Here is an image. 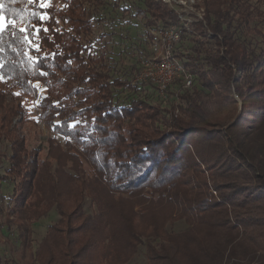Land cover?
I'll list each match as a JSON object with an SVG mask.
<instances>
[{
  "label": "trees",
  "instance_id": "trees-1",
  "mask_svg": "<svg viewBox=\"0 0 264 264\" xmlns=\"http://www.w3.org/2000/svg\"><path fill=\"white\" fill-rule=\"evenodd\" d=\"M201 4L182 34L188 47L175 51L194 82L164 105L115 98L148 84L113 77L92 46L86 6L105 0H0L5 221L32 248V225L58 215L35 264H127L142 246L144 264H264V0ZM142 5L150 27L176 19L162 0ZM36 80L46 86L35 107L44 155L19 132ZM179 220L184 228L168 230Z\"/></svg>",
  "mask_w": 264,
  "mask_h": 264
},
{
  "label": "rangeland",
  "instance_id": "rangeland-1",
  "mask_svg": "<svg viewBox=\"0 0 264 264\" xmlns=\"http://www.w3.org/2000/svg\"><path fill=\"white\" fill-rule=\"evenodd\" d=\"M42 2L47 5L54 3L55 0H42ZM105 3L106 5L97 8L92 5L86 6L88 15L94 22V30L91 37L92 46L96 51L101 50L100 48L103 47L106 53V60L111 68L110 73L113 77L130 80L133 72L140 67L141 60L153 56L150 46V26L146 23L147 15L145 11H139L138 9H144L142 0H105ZM188 45L187 40H183L180 43V46L184 49ZM177 58L180 59L179 57ZM181 76L182 74L180 73L170 91H168L166 98L160 97L156 89L150 84L145 86L140 84L135 90L117 89L114 95L119 102H126L134 97H140L151 103L158 102L169 105L174 100L173 93L182 86ZM33 85L37 88V95L28 104L30 109L29 118L19 126V132L24 138L27 147L39 145L42 147V154L44 155L47 128L44 126L43 120L39 119L38 111L35 107L38 102V94L45 91L46 86L39 80L34 81ZM18 122L19 117L13 118L12 124L16 125ZM56 139L61 143L64 141V138L59 135H56ZM5 152L9 154L7 142H2L0 143V153ZM6 166L7 162L0 163V173L3 172ZM84 166L88 167L86 164ZM12 187V182H0V264H35L33 262L35 246L45 234L47 225L55 221L58 215L52 209L47 217L41 218L34 223L32 225L33 247H24L17 236L15 224H7L5 221ZM83 206L87 211L93 210L87 198ZM167 227L168 230H179L185 227V223L183 220H179ZM143 252L144 247L142 246L127 264H144L146 259Z\"/></svg>",
  "mask_w": 264,
  "mask_h": 264
},
{
  "label": "built area",
  "instance_id": "built-area-1",
  "mask_svg": "<svg viewBox=\"0 0 264 264\" xmlns=\"http://www.w3.org/2000/svg\"><path fill=\"white\" fill-rule=\"evenodd\" d=\"M162 1L173 9L176 19L169 24L160 23L149 28L153 56L141 60L140 67L133 72L129 81L132 84H150L160 97L166 98L180 73L181 88H189L194 82V75L183 67L175 51L176 46L180 45L182 34L190 35L193 19L202 16L203 5L201 0Z\"/></svg>",
  "mask_w": 264,
  "mask_h": 264
},
{
  "label": "snow or ice",
  "instance_id": "snow-or-ice-1",
  "mask_svg": "<svg viewBox=\"0 0 264 264\" xmlns=\"http://www.w3.org/2000/svg\"><path fill=\"white\" fill-rule=\"evenodd\" d=\"M0 19H2V18H0ZM3 28H4V25H3V24H0V35H2ZM20 31H21V32H24L25 29H21ZM36 31H37V33H38V32H39V29H37ZM45 31H47V29H45ZM37 51H38V48H37ZM69 63H70V61H69ZM2 67H3V66L0 65V68H2ZM41 74L44 75V73H41Z\"/></svg>",
  "mask_w": 264,
  "mask_h": 264
}]
</instances>
